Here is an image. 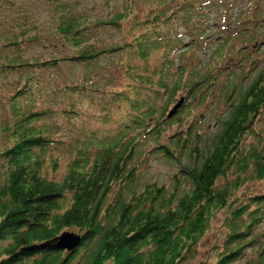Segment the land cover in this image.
<instances>
[{"label": "trees", "instance_id": "16d2710c", "mask_svg": "<svg viewBox=\"0 0 264 264\" xmlns=\"http://www.w3.org/2000/svg\"><path fill=\"white\" fill-rule=\"evenodd\" d=\"M0 1L4 16L0 20V98L6 111L18 115L11 142L0 150V264H74L77 255L85 258L84 264H181L198 253L201 239L220 211L225 212L222 221L228 232L216 245L219 252L211 264H264V233L255 234L264 221V191L237 195L248 183L264 182V145L247 142L256 136L255 127L264 115V67L230 104L218 131L201 142L193 131L199 114L184 110H191L189 103H182L171 118H167L168 108L177 94L186 101L193 99L198 107L204 105L208 86L202 84L214 81L220 72L216 68L195 77L191 63L180 61L185 56L179 50L181 36L165 28L175 25L176 15L166 13L167 4L151 10L149 21L142 24L141 33H133L132 40L106 50L98 49L94 44L98 38L89 36L101 23L90 26L84 16L76 17L68 10L65 14L63 0H46L57 17L55 28L45 29V35L36 26L38 21L27 17L29 8L22 0ZM215 6L213 0H180L179 22L188 35L206 32L189 26H198L200 12ZM122 12L102 23L121 30L126 18ZM46 42L57 55H41ZM31 47L41 48L42 53L27 55ZM118 50L142 63L119 66L132 83L125 90L90 85L104 68L101 57ZM152 57L153 67L149 65ZM175 61L181 64L175 66ZM70 62L79 65L83 74L62 72L61 78L60 71ZM167 90L175 95L160 106L158 99ZM142 92L152 98L142 99ZM92 93L119 107L112 129L83 127L85 119L73 106L75 102L57 104L62 98L93 100ZM88 104L81 101L83 107ZM54 110L81 132L70 139L77 150L59 180L50 179L45 171L54 141L35 125ZM107 115L110 120L111 114ZM148 139L152 149L157 145L160 156L179 161L180 175L175 176L172 190L156 183L139 193L134 190L137 148ZM160 140L168 143L162 145ZM49 164L55 168L53 160ZM65 231H76L80 237L75 250L36 248ZM253 246L257 251L246 261V249Z\"/></svg>", "mask_w": 264, "mask_h": 264}, {"label": "rangeland", "instance_id": "374dc122", "mask_svg": "<svg viewBox=\"0 0 264 264\" xmlns=\"http://www.w3.org/2000/svg\"><path fill=\"white\" fill-rule=\"evenodd\" d=\"M22 1L20 3L29 8V11L25 10L27 17L33 16L32 20L36 19L38 21L36 26L41 30L40 33L45 35L47 33L45 29L48 27L55 28L54 23L57 15L53 14L49 5L47 6L48 2L46 0H40L41 3L36 2V0ZM192 1L200 2L204 0ZM213 1L217 3V6L212 10V7H206L200 12L201 21L199 25L189 26L192 28H203L206 32L201 36L188 35V31L184 28L185 25L179 22L182 13L176 7L179 6L180 0H63L61 9H63V12L65 10L70 11L76 17L78 15L84 16L87 19L85 23L90 26L100 22L101 24L94 26L93 34L90 32L89 36L98 38V42L94 43L98 49L105 48L110 50L112 47L117 49L118 43L123 42L125 39L132 40L134 38L133 33H141L142 24L149 21L147 19L151 14V10L156 12L160 4H167L165 6L166 13L168 14L171 11L176 13V15L175 25L172 23L166 24L165 28L170 31L174 30L181 36L182 46L179 50L185 53V56L180 61L184 62V64L187 62L191 63L193 68L196 69L194 71L196 73L195 77L198 74L208 73V71L212 73L216 68H219L220 75L217 76V79L214 81L206 80L202 84V87L208 86L205 91L204 105L200 104L198 107V103L193 99L186 101L185 97H182L184 99L183 104L189 103L191 107V110L188 107H185L184 110L189 115L199 114L196 118L199 119V125H195L193 131L199 134L201 142H205L218 131L220 128L219 122L227 118V110L230 104L235 102L239 92L245 89L255 78L257 72L264 67V0ZM119 12H122V15L127 18L121 22V30L117 26L102 23H109L108 19ZM65 14L67 13L65 12ZM3 17V14H0V20ZM126 33H129V35L123 36ZM224 39L229 40V42H222ZM222 43L224 44L223 46H221ZM46 44L47 47L42 50L43 53L41 48L31 47L27 50V55H32L35 52H41L43 57L49 55V53H51L50 56L57 55L58 51L53 49L49 42H46ZM219 51L220 54L217 53ZM215 54L216 56L212 59ZM181 62L175 61L174 65L178 66ZM101 63L104 64V68L97 78L93 80V83H89L95 88L115 87L117 89L124 88L125 90V87L132 81L124 77L122 72H119V66H142L140 61L136 62L135 58H131L129 54L127 55L119 50L115 52L106 51V55L101 57ZM155 64V59L153 57L150 58L149 65L153 67ZM62 72L67 76H76V74L81 76L83 74L82 68L73 62L66 64L60 71L59 76L61 78ZM43 73L46 74V72ZM233 88L234 91L227 96ZM92 95L93 100L62 98L57 100V104L64 102V104L72 105L75 102L73 106L77 108L79 115L85 119L84 123L82 122L83 127L89 125L96 126L100 130L112 129L119 107L113 102L108 104L109 100L104 98L103 95H94L93 93ZM174 95L171 90L162 93V97L158 99L160 106L166 105L167 101L171 100ZM140 96L146 99L152 98L151 94L145 92H142ZM180 98L177 94L176 100L171 104L172 107ZM3 101L0 98V150L11 142L13 127L18 116L6 111V106L3 105L5 102ZM81 101L85 103L88 101L89 104L83 107L81 106ZM48 107L53 109L51 104ZM172 107L168 108V111ZM152 112L153 114L155 113L154 110ZM107 113L111 114L110 120H108ZM156 114L158 115L159 112ZM62 116L54 110L50 117L44 118L42 122L35 123L37 129L44 130L47 137L54 141V144L48 148L47 156H49V161L53 160L55 168H53V164L50 165L49 161H46L47 168L45 169L47 176L54 180L61 178L69 160L77 150L76 144L70 139L78 135L79 137L81 136L79 129L72 127ZM262 116L255 127L256 136L249 137L250 141H247L252 142L253 145L260 143V141L264 145V115ZM175 128L176 126H172L170 130L174 131ZM150 138L153 137L150 136ZM149 141L150 139L146 140L141 148H137L139 153L135 158H137L139 164L135 171L137 180L134 190L139 193L149 183H156L159 187L165 186L167 191L172 190L176 184L175 176L180 175L179 161L176 158L168 159L160 156L159 149L155 150L157 145L152 149L153 143ZM159 143L164 145L163 143L168 142L167 140H160ZM181 161L186 163L187 160L182 158ZM257 183H248L246 187L241 188L237 192V195L242 198L246 193L263 192L264 182ZM224 213V211L216 213L210 228L201 239L198 253L192 256L189 255L181 264H211L214 261L219 252L216 245L222 243L221 237L228 232L222 221ZM71 232L76 233V231ZM262 233H264V221L255 232L258 235ZM261 241H264V238ZM256 251L257 246L248 247L246 249V261L250 262ZM84 261V257L81 258V255H77L74 264H84ZM237 264H243V262L241 261Z\"/></svg>", "mask_w": 264, "mask_h": 264}, {"label": "water", "instance_id": "95a60500", "mask_svg": "<svg viewBox=\"0 0 264 264\" xmlns=\"http://www.w3.org/2000/svg\"><path fill=\"white\" fill-rule=\"evenodd\" d=\"M183 99L181 98L169 111L167 118L173 117L181 107L183 103ZM80 244V237L72 232H62L57 237H54L53 239H50L42 244H40L38 247L33 246L32 248H42V249H51L56 251H73L75 250ZM31 249V248H30Z\"/></svg>", "mask_w": 264, "mask_h": 264}]
</instances>
